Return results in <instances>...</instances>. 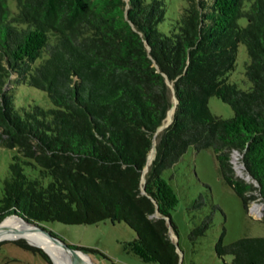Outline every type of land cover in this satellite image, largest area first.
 Here are the masks:
<instances>
[{
    "label": "trees",
    "instance_id": "obj_1",
    "mask_svg": "<svg viewBox=\"0 0 264 264\" xmlns=\"http://www.w3.org/2000/svg\"><path fill=\"white\" fill-rule=\"evenodd\" d=\"M9 1L0 0V146L16 154L1 181L0 222L10 215L37 224L122 222L135 235L126 252L181 264L169 237L177 196L162 174L189 147L213 152L246 212L251 192L264 201V0H181L176 10L170 0H12L14 10ZM238 44L248 56V90L227 81ZM165 77L177 103L143 194L142 170L171 106ZM19 84L44 92L53 107H16L11 92ZM211 96L233 116L213 115ZM232 152L257 186L235 175ZM204 201L199 194L189 208ZM217 209L190 241L205 234ZM155 211L161 217L151 218ZM13 242L50 262L24 239ZM214 250L230 256L228 264H264V237L219 241Z\"/></svg>",
    "mask_w": 264,
    "mask_h": 264
},
{
    "label": "rangeland",
    "instance_id": "obj_2",
    "mask_svg": "<svg viewBox=\"0 0 264 264\" xmlns=\"http://www.w3.org/2000/svg\"><path fill=\"white\" fill-rule=\"evenodd\" d=\"M180 2L182 1L170 0V9L176 10ZM8 4L14 10V1L10 0ZM247 62L248 56L244 45L238 44L235 67L227 75V81L234 83L242 90H248L251 86V82L244 74ZM11 94L14 105L18 108H28L29 105H38L44 109L53 107L44 92L26 84L15 85ZM169 94L171 100V92ZM207 105L213 115L222 119L233 116L231 107L215 96L208 98ZM160 132L153 136L151 152L155 150ZM14 154H16L15 150L0 146V186ZM230 162L237 177L257 186L245 173L240 153L232 152ZM23 167L28 176H37L36 169L27 165ZM162 177L171 184L177 196V204L169 215L175 232L169 228V237L177 244L181 264H228L230 256L221 258L215 253L214 248L219 241L222 244H228L242 237H264V201L257 191L251 192L255 198L249 201L246 212L237 195L221 180L211 150L195 151L189 147L172 168L163 172ZM247 177L250 179L247 180ZM199 194L205 199L204 206L199 210L190 209V203ZM214 205L218 206L219 210H214L210 228L204 235L190 241L188 234L200 224L205 215L211 212ZM257 206H261L262 210H258ZM150 217L155 218L153 214ZM40 227L48 233L50 238L79 252L74 253L51 242L56 251L60 253L59 249L62 248L74 260L83 261L84 264H86L85 260L88 264H157L143 262L123 249V244L131 241L135 235L122 222L104 220L93 225H67L51 221L40 223ZM35 247L41 249L50 262L37 252L26 250L13 241L3 240L0 241V264H58L42 247L36 245ZM61 259H59L60 264H63Z\"/></svg>",
    "mask_w": 264,
    "mask_h": 264
},
{
    "label": "bare ground",
    "instance_id": "obj_3",
    "mask_svg": "<svg viewBox=\"0 0 264 264\" xmlns=\"http://www.w3.org/2000/svg\"><path fill=\"white\" fill-rule=\"evenodd\" d=\"M169 88H170V92H171V106L169 107L166 117L162 122V125L165 126L167 124H169L172 120L173 117V113H174V104H175V98L173 95V91H172V84H169ZM155 153V150L153 149L152 152L150 150L148 156H147V161L148 163H150L151 161H149L151 159V157L153 156V154ZM246 178V177H245ZM250 178L247 177V180H249ZM264 207V206H263ZM258 210H262L261 206H257L256 207ZM35 230V228L29 224H26L24 220H22L21 218H17L16 216H10L7 217L5 220H3L0 223V238L5 236V237H11L14 236L15 234H27L30 231ZM28 241L32 244V245H36V246H40L42 247L44 250H46L53 258V260L58 264H60L59 259H61L63 264H84L83 261H79V260H74L72 258L71 255H69L65 250H63L62 248H60V253L59 251H56L55 248L53 247L52 243L50 240L46 239L45 237L43 238L41 235H39V233H35L34 235H31V237H29ZM74 252V251H72ZM76 253V252H74ZM61 254V255H59ZM82 259H84L83 257H80ZM85 260V259H84ZM86 264H88V262L85 260Z\"/></svg>",
    "mask_w": 264,
    "mask_h": 264
},
{
    "label": "water",
    "instance_id": "obj_4",
    "mask_svg": "<svg viewBox=\"0 0 264 264\" xmlns=\"http://www.w3.org/2000/svg\"><path fill=\"white\" fill-rule=\"evenodd\" d=\"M165 82H166V84H167V86H168V88H169V84H171L170 82H169V80L165 77ZM170 89V88H169ZM172 91H173V95H174V89H173V87H172ZM174 98H175V104H174V109H175V105H176V103H177V99H176V97H175V95H174ZM166 114H167V112H166ZM165 117H166V115H165ZM165 117H164V119H165ZM163 119V120H164ZM172 121V120H171ZM163 122V121H162ZM171 123V122H170ZM169 123V124H170ZM169 124H167V125H165V126H163L162 124H161V126L156 130V132H155V134L158 132V131H162L163 129H165ZM154 156H155V154H154ZM154 158V157H153ZM153 160V159H152ZM152 162V161H151ZM151 162L150 163H148V161H147V159H146V164H145V166H144V168H143V170H142V175H141V192L144 194L145 192H144V188H143V184H144V181H145V178H144V175H145V173L147 172V170H148V167H149V165L151 164ZM247 175L250 177V175L247 173ZM251 178V177H250ZM251 180L253 181V182H255L252 178H251ZM256 183V182H255ZM256 185H257V183H256ZM154 216H155V218H158V217H161L160 216V214L157 212V211H155V213L153 214ZM19 218H21V217H19ZM22 220H24L23 218H21ZM166 220L167 221H169V218H167L166 217ZM25 221V223L26 224H29V225H31V226H33L34 228H35V230H33V231H30V232H28L27 234H15L14 236H11V237H5V236H3V237H1L0 238V241H3V240H7V241H15V240H17V239H24L26 242H28L29 244H31L29 241H28V239H29V237H31V235H34L35 233H40L42 236H44V237H46V239H48V240H50L54 245H56V246H58V247H60V246H62V247H64L65 249H67V250H69V251H73V250H71V249H69L68 247H66V246H64L62 243H60V242H58V241H56L55 239H52V238H50L49 236H48V233L47 232H45L41 227H40V224H37V223H34V222H30V221H27V220H24ZM170 228V227H169ZM173 243L175 244V246H176V248H177V244H176V242L175 241H173ZM35 246V245H34ZM74 252H79V251H74ZM180 263V262H179Z\"/></svg>",
    "mask_w": 264,
    "mask_h": 264
}]
</instances>
